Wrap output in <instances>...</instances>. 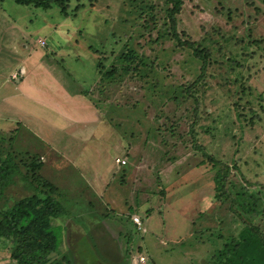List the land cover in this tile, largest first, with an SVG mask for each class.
<instances>
[{
  "label": "rangeland",
  "instance_id": "obj_1",
  "mask_svg": "<svg viewBox=\"0 0 264 264\" xmlns=\"http://www.w3.org/2000/svg\"><path fill=\"white\" fill-rule=\"evenodd\" d=\"M137 2L154 6L152 20L138 13ZM162 10L161 0H69L67 15L57 6L0 2V154L28 153L41 162L39 174L57 188L65 210L51 224L70 264H209L213 235L220 234V245L240 229L213 199L212 173L193 152L187 133L194 118L168 100L176 86L193 81L199 64L167 37L157 39ZM212 26L234 39L249 31L264 48V3L183 0L181 33L196 40ZM126 41L146 56L147 77L98 82L97 61L108 66ZM37 69L55 85L45 105L36 100ZM13 70L21 80L10 81ZM221 79L208 82L225 83ZM257 81L254 89L262 91L264 70ZM24 82L30 92L17 90ZM212 98L210 88L205 107ZM223 106L217 100L210 109L226 112ZM261 118L237 145L214 132L200 133L198 142L230 166L232 157L246 179L264 185V112ZM171 124L176 135L166 131ZM203 125L214 126L203 118L195 130ZM28 193L20 180L5 190L15 199ZM15 253L0 243V264Z\"/></svg>",
  "mask_w": 264,
  "mask_h": 264
},
{
  "label": "trees",
  "instance_id": "obj_2",
  "mask_svg": "<svg viewBox=\"0 0 264 264\" xmlns=\"http://www.w3.org/2000/svg\"><path fill=\"white\" fill-rule=\"evenodd\" d=\"M2 1L4 0H0ZM12 1L21 6L44 10L57 6L63 15H67L69 2ZM261 1L264 3V0ZM161 2L163 18L159 20L158 26L162 33H158L157 39L167 37L178 49L189 51L199 64V73L193 81L176 86L174 95L168 100L174 103L175 109L182 107L185 116L194 118L187 135L194 154L202 159L198 164L212 173L213 199L223 204L240 226L236 235L224 237L220 245H216L217 239H222L220 234H212L210 240L215 247L208 262L264 264V185L246 179L232 157L230 166L228 162L210 154L207 147L198 142L200 133L212 136L214 132L228 137L233 145H237L244 131L250 128L252 130L262 122L264 86L262 91L254 88L258 84L257 78L264 70L263 41L254 38L249 31L239 39L229 38L217 26L203 28L196 40L189 39L178 30V16L183 0ZM137 3L138 13L139 10L146 12L145 15L152 20L154 6ZM149 67L151 65L147 63L146 56H139L130 41H126L121 50L111 58L108 66H104L102 59L97 61L98 82L112 83L123 76L144 80L147 77L144 71ZM218 70H222L224 76ZM215 76H220L225 83L218 82L219 84L212 86L208 78ZM210 88H213V98L209 100V106L205 107V97ZM217 100L222 101L226 112L223 108L210 109ZM203 118L211 119L214 126L203 125L201 131L197 132L196 126ZM219 125H222L221 129H218ZM174 126L171 124L166 128L170 135H176L177 127ZM40 168L39 159L28 153L15 156L9 150L0 154V243L11 244L18 252L12 254V262L9 264H70L59 251V237L51 224L52 220L65 215V210L55 197L57 188L39 174ZM18 179L30 193L20 195L18 199L6 197L5 190ZM179 246L183 248L184 244L180 243Z\"/></svg>",
  "mask_w": 264,
  "mask_h": 264
},
{
  "label": "crops",
  "instance_id": "obj_3",
  "mask_svg": "<svg viewBox=\"0 0 264 264\" xmlns=\"http://www.w3.org/2000/svg\"><path fill=\"white\" fill-rule=\"evenodd\" d=\"M24 69V68H23ZM17 71V70H16ZM15 70H13L12 71V73L10 74V81H12L13 79H12V75L13 74H16L17 72H16ZM19 71V70H18ZM34 72H35V77H36V73L37 72H39L38 74H37V77H38V81H39V83H38V87H39V89L38 90H36L35 89V91H36V93L37 94H39L38 96H41V98H39V99H36L38 102H42L44 105L45 104H47V102L48 101H50V99L51 98H49V97H52V92H53V90H54V86H53V84L51 83L52 82V80L49 78V77H47V75H46V73H44V72H46V71H39V69H37V70H34ZM24 74V73H23ZM22 74V75H23ZM18 76L19 77H17V79H19L20 77H21V75L18 73ZM20 80H21V78H20ZM37 85V84H36ZM32 87V85H29V84H27L26 82H24V85H22V86H18V87H16L17 88V90L18 91H20V90H25V91H28V92H30V90L32 89L31 88ZM27 92V93H28ZM61 92V91H60ZM62 94L65 96V93H63V91H62ZM37 96V97H38ZM68 116H71V115H68ZM1 118H4L2 115H0V120H1ZM70 119V118H69ZM11 121L13 122V121H15V118L14 117H12V119H11Z\"/></svg>",
  "mask_w": 264,
  "mask_h": 264
},
{
  "label": "built area",
  "instance_id": "obj_4",
  "mask_svg": "<svg viewBox=\"0 0 264 264\" xmlns=\"http://www.w3.org/2000/svg\"><path fill=\"white\" fill-rule=\"evenodd\" d=\"M37 44H38L39 46H41V47H45V42L42 41V40H38V41H37ZM17 77H18V73L12 75V79H13V78L15 79V78H17ZM117 163H118V164H119V163L124 164V161L117 160ZM136 223L139 224V221H138L137 219H136ZM138 261H139V262H143V258L140 257V258L138 259Z\"/></svg>",
  "mask_w": 264,
  "mask_h": 264
}]
</instances>
